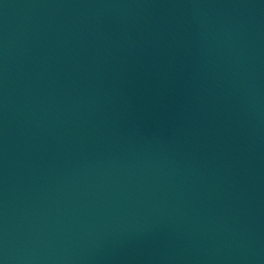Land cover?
Returning <instances> with one entry per match:
<instances>
[{
    "label": "water",
    "instance_id": "95a60500",
    "mask_svg": "<svg viewBox=\"0 0 264 264\" xmlns=\"http://www.w3.org/2000/svg\"><path fill=\"white\" fill-rule=\"evenodd\" d=\"M0 264H264V0H0Z\"/></svg>",
    "mask_w": 264,
    "mask_h": 264
}]
</instances>
